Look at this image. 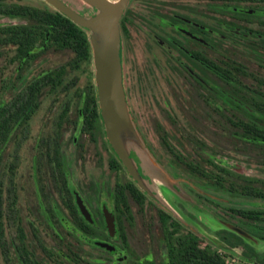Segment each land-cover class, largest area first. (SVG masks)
<instances>
[{"label":"flooded vegetation","instance_id":"1","mask_svg":"<svg viewBox=\"0 0 264 264\" xmlns=\"http://www.w3.org/2000/svg\"><path fill=\"white\" fill-rule=\"evenodd\" d=\"M62 1L84 16L97 11L84 0L73 2L87 6L88 14L68 0ZM0 2V16L4 20L0 23V46L15 49V61L22 66L18 69L20 75L15 77L17 80L22 77L23 67L25 71L38 58L40 46L53 43V38L48 35L39 41L35 15L39 7ZM47 4L51 9L46 10L58 11ZM22 18L29 19L30 23H20ZM83 28L90 36V29ZM120 33L124 88L130 113L156 160L180 178L173 188L169 186L173 193L181 196L184 184L218 217L264 242L262 215L257 213L259 218L255 220L246 218L248 211L261 212L263 207L253 205L254 208L247 209L232 202L224 206L199 189H203L200 178H204L213 191L227 188L233 194L255 197L259 203L264 200L246 189L248 178L251 181L257 178L237 172L225 151L199 133L203 128L214 131L240 128L229 122L231 112H239L243 120L246 117L245 77L229 74L230 51L245 50L248 43L264 46V0H130L120 20ZM28 38L31 39L30 50L23 54L22 43ZM238 78L240 83L236 82ZM7 109L6 102L0 99V115L4 117L19 107ZM88 111L92 112L93 108H81L80 122L73 134L81 158L89 160V147L103 138L113 155L90 170L95 183L86 186L74 182L68 159L62 157L61 164L57 165L59 171L55 172L65 176L59 191L71 212V220L61 216L58 206L51 208L44 204L35 180L33 204L56 231L53 239L58 242L52 245L36 238V229L35 238H31L22 219L18 218V238L9 249L3 250L7 264H214L216 254L224 264H264V251L236 231L223 228L217 231V240L207 238L162 204L155 195L168 201L156 189L149 170L141 168L134 146L128 145V152L146 188L114 150L105 130L99 97V116L95 117L92 130H86V120L92 118ZM65 112L67 108L64 115ZM21 125L20 119L14 129ZM156 130L187 171L182 170L179 163L168 162L161 156L153 143ZM178 131L191 143L190 150L183 148V138ZM12 134L13 131L5 141L0 139V143L5 144ZM237 149L246 150L244 144ZM2 158L0 154V166ZM122 171L127 172L130 180L120 179ZM257 181L256 185L260 186ZM165 185L168 186V182ZM131 204L136 208L135 213ZM56 215L65 226L62 232L56 230ZM136 216L144 237L142 249L132 246L128 234ZM0 223L3 224L0 234L4 236L1 209Z\"/></svg>","mask_w":264,"mask_h":264},{"label":"rangeland","instance_id":"2","mask_svg":"<svg viewBox=\"0 0 264 264\" xmlns=\"http://www.w3.org/2000/svg\"><path fill=\"white\" fill-rule=\"evenodd\" d=\"M68 1L80 11L86 14L89 13L87 6L83 3L75 4L74 0ZM3 2H7L6 4L17 3L37 6L41 11L51 9V6L43 0H3ZM3 21V17L0 16V23ZM19 22L30 23V20L22 18ZM74 58L75 54L69 48L58 46L55 42H51L49 45L45 44L43 47L40 46L38 58L25 71V67H23L22 77L20 76L16 80L15 77L20 75L18 69L22 66H18L15 61V49L0 46V99L6 102L8 111L14 110L25 101L29 93L26 89L28 85L37 81L43 74L54 72L62 66H66L62 82L55 85L56 87L51 85L42 86L43 88L39 94V105L32 117L13 130L9 141L5 144L0 143V154L3 157L0 166V198L2 202L0 209L4 222V236L0 234V264H7L4 257V248L10 247L18 238L16 229L18 218L22 219L23 225L31 238H35L33 234H35L36 229L38 236L36 238H41L44 242L52 245H56L58 242V240L53 239L56 238V231L44 220V213L37 209V205L33 204L35 202V180L37 186L40 187L39 196L44 204L51 208L58 206L61 216L66 220H71V212L66 207L59 191L65 176L63 173L58 176L55 172V170L59 171L57 165L61 164L62 157L65 156L68 159L74 182L80 186H86L95 183V177L90 173V170L98 164L104 163L108 155H113V151L103 138V140L93 142L89 147L91 155L89 160L85 161L81 158V151L73 134L75 132L74 128L80 122V110L86 104L87 95L91 94L94 91L93 89L97 87L92 47L89 60L80 62L78 65H71ZM65 108H67V113L65 112L64 115ZM164 118L166 122L169 121L167 116ZM159 133L158 130L153 133L155 137L153 143L161 156L168 162L179 163L181 169L187 171L186 166L178 162L174 157V153L169 151L161 141ZM199 133L225 151L224 154L229 156L232 166L237 172L256 177L257 184L264 186V166L251 163V159H264V155L253 150L237 149L220 130L214 131L213 129L203 128ZM178 135L181 136L179 131ZM181 138H183V148L190 150L191 143L184 136H181ZM241 160H245L246 163L241 162ZM160 165L165 173V178L162 177L161 179L156 173L149 172L156 189L165 197L180 218L196 227L204 236L210 239L217 240V231L223 228L239 233L231 227L230 223L203 206L187 190L184 184H182L183 193L181 196L175 195L171 188L180 178L168 172L161 163ZM120 179L130 180L125 171L120 174ZM200 179L202 180L200 184H202L203 189H199L224 206L232 202V204L247 209L254 208L253 205L264 208V200L259 203V200L255 197L233 194L227 188L213 191L206 185V179ZM167 182L168 186L165 185ZM194 206H197V208H194ZM131 208L135 213V206L131 204ZM55 212H58V210L55 209ZM190 214H193L194 217H191ZM56 218H58V223L55 225L56 230L62 232V228L64 229L65 226H63V223H59V216L56 215ZM128 234L132 246L142 249L144 237L137 216L133 227L128 230ZM243 237L247 242L256 246L258 250L264 251L263 241L251 234ZM239 251L241 250L239 249ZM232 264L246 263L233 262Z\"/></svg>","mask_w":264,"mask_h":264},{"label":"trees","instance_id":"3","mask_svg":"<svg viewBox=\"0 0 264 264\" xmlns=\"http://www.w3.org/2000/svg\"><path fill=\"white\" fill-rule=\"evenodd\" d=\"M35 15L37 18V34L40 42L49 35L53 38V42L56 45L71 49L75 54L71 65H78L80 62L90 59L91 46L87 29L79 26L58 11L51 12L49 10L41 11L38 9ZM26 40H28V43ZM26 40L23 41L21 47L23 54H27L30 50L29 44L31 43V39L28 38ZM230 59L232 62L229 74L232 77H239L240 75L245 77L246 117L243 120L239 112H231V116H228L229 122L236 124L240 128L225 130L222 131V134L236 148L244 144L245 149L264 155V46L262 47L257 43H248L245 50L231 49ZM65 71L66 66H62L59 70L43 74L37 81L27 86L26 89L29 93L25 101L20 106H17L19 107L17 111L10 113L6 117L0 115L1 140H7L9 134L14 130L16 122L20 119L22 124L30 119L35 107L39 105V94L43 88L42 86L51 85L52 87H56L55 85L62 82ZM236 82L240 83V79H236ZM93 90L91 94L87 95L84 106L87 110L88 108H93L92 112L88 111V116L92 118L88 117L86 120V130L93 129L95 117L99 116L97 88ZM240 124L243 125L240 126ZM251 163L264 166V159H251ZM256 181L257 179L251 181L248 178L246 181L247 192L264 199V186L256 185ZM257 213L262 215V222L264 224V210L261 212L248 211L246 218L248 220L258 219ZM2 227L3 224L0 223V229ZM18 230L21 235L24 234L21 227ZM223 261H221V258L217 254L215 255L214 264H224Z\"/></svg>","mask_w":264,"mask_h":264},{"label":"water","instance_id":"4","mask_svg":"<svg viewBox=\"0 0 264 264\" xmlns=\"http://www.w3.org/2000/svg\"><path fill=\"white\" fill-rule=\"evenodd\" d=\"M46 1L78 25L90 29L99 105L107 137L114 150L144 188L146 186L137 174L128 152L130 144L134 146L141 160L142 169L156 173L161 179L165 178L160 163L136 127L124 88L120 20L130 0H84L97 9L91 16L81 15L62 0ZM155 196L162 204L173 210L168 202L159 195ZM231 227L240 235L249 236L243 229L234 225Z\"/></svg>","mask_w":264,"mask_h":264}]
</instances>
